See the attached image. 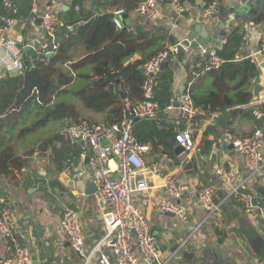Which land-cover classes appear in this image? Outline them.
Returning a JSON list of instances; mask_svg holds the SVG:
<instances>
[{
	"label": "crops",
	"instance_id": "1",
	"mask_svg": "<svg viewBox=\"0 0 264 264\" xmlns=\"http://www.w3.org/2000/svg\"><path fill=\"white\" fill-rule=\"evenodd\" d=\"M216 1L222 3L225 12L222 15L218 12L208 22L201 19L202 10L205 8L203 0H195L193 3L183 2L186 10L177 20L173 10L166 4L159 5L160 18L158 21H150L133 13H126L123 20L125 27L132 28L135 33L157 30L156 33L159 34L166 31V35L176 42L186 39L199 26H205L210 37L207 47L215 49L225 43L232 29L239 27L244 37L238 54L244 57L254 52L264 40V19L249 15L241 18L229 12L234 5L244 0ZM100 3L99 0H38L35 7L32 0H3L2 5L5 9L0 8V17L15 20L16 24L11 31V37L20 45H25L33 43L37 38H43L42 41L45 42V37L40 33V17L48 11L55 12L59 27H61L68 23L71 16L80 11L84 14L92 12L98 15L113 10L100 6ZM76 8H79V11H76ZM172 22L177 24V29L174 31H171L170 27ZM137 28L139 32L136 31ZM200 49H183L177 58L164 64L163 68H166L165 73L170 76L172 82L170 88L175 98L189 85L191 88L200 85L205 74L210 71L206 70L209 60L200 55ZM258 62L259 66L254 65L255 75L249 79L247 89L252 99L249 103L239 106L240 109L256 108L253 101L261 91H264V59L260 57ZM163 68L159 75L163 73ZM249 75L247 74V77ZM219 88L224 90L226 86ZM215 101L218 103L220 99ZM231 111V109L219 111L206 115V117L201 115L192 123L190 128L196 148L190 154L184 151L177 154L176 147L169 143V138L165 139L164 145H159L156 149L146 144L149 146V152L143 156L142 160L145 168L153 172L144 173L149 190L137 194L136 205L148 218L157 245L165 257L171 248L166 239L167 234L177 240H188L185 246L188 253L186 252L179 262L172 261L171 264H186L187 258L193 252L196 251L198 255L203 256L206 250L213 251V248L224 249L235 259L243 257L249 260L252 257L248 243L241 236L237 219L234 217V214H238L248 220L240 207L229 206V201L222 204L225 225L223 230L226 229L227 234H224L223 241L219 242L217 232L213 231L212 226L205 221L206 212L196 205V192L203 186L214 187L216 189L215 201L219 203L223 201L224 193L216 177L217 169L225 168L239 178L245 175L242 162L235 155L231 143L243 135L251 134L255 131V125L252 121L242 123L239 127L240 131H236L234 137L227 130ZM221 118L224 122L220 121ZM162 119L165 121L166 129H171L172 133L177 134L184 128L176 110L164 113ZM262 130H264V122ZM62 147L60 143L55 146L57 150ZM65 148L68 149L66 151L68 158L67 162L63 163L61 171L48 161L43 174L40 172L33 174L39 178L38 182H35L33 178L27 179L26 176L23 177L16 171L14 175H2L0 178V209L9 217L14 240L29 248L32 260L35 259L38 264H83L82 259L72 252L65 234L60 229V220L66 209L75 210L80 214L87 250H91L92 246L104 236L100 209L94 193L85 194L84 182L85 180L91 182L94 155L78 143L72 145L71 148L67 146ZM79 150L80 156L74 159L71 155ZM197 164L204 169L203 175H200L196 169ZM108 166L113 171L112 175L117 176L116 162L110 161ZM158 174L175 175L179 178V188L182 192L180 205L186 208L189 214L188 220L184 223L176 221L169 214H161L155 210L154 204L166 198L162 189L163 180ZM39 184H42V190L38 189ZM261 184L264 185V181L249 185L256 199H258L256 188ZM260 203L264 206V201ZM248 222L250 223L249 220ZM200 223L204 226L194 233ZM255 230L257 231V228ZM11 248V244L8 246L0 244V264L9 257ZM105 254L110 262L113 261L109 250H106ZM214 255V252H211L208 257L213 258Z\"/></svg>",
	"mask_w": 264,
	"mask_h": 264
},
{
	"label": "trees",
	"instance_id": "2",
	"mask_svg": "<svg viewBox=\"0 0 264 264\" xmlns=\"http://www.w3.org/2000/svg\"><path fill=\"white\" fill-rule=\"evenodd\" d=\"M99 1L104 8L131 13L145 0ZM182 1L193 3L195 0ZM203 1L205 7L216 3L218 12L221 15L225 12L220 1ZM2 2L0 0V8L4 10ZM111 17V11L98 15L78 12L69 18L67 24L55 29L53 41L45 37L47 50L51 51L45 57V63L36 64L29 70L30 60L25 57L23 75L10 77L5 74L0 79V178L2 175H14L16 171L38 182L39 178L33 175L35 173L28 170L30 159L39 154L61 171L68 158L65 147L74 145L66 135L71 126L81 122L120 124L126 116H131L124 111V106L142 98L145 76L140 70L162 51L166 43L174 44L176 41L168 37L166 31L138 34L127 27L118 31ZM243 37L239 27L232 29L225 43L216 49V55L224 63L219 69L205 74L200 85L191 88L194 105L207 112V116L232 110L227 130L233 136L240 131L242 123L252 121L255 130L263 127V122L257 120L254 113L258 110L264 113V105L252 109L239 108L252 99L247 89L249 79L256 71L254 65L242 60L243 55L238 54ZM53 45L57 46L56 50L52 49ZM163 69L156 80L159 119H134L132 124L135 142L150 144L153 149L164 145L166 138L176 136L171 129H166L162 119L164 108L176 99L171 92L170 76L165 73L166 68ZM220 86L226 88L221 90ZM218 98L220 102L217 103L215 100ZM57 143L63 147L57 150ZM79 152L71 156L75 159L80 156ZM229 206L238 208L234 200L229 201ZM215 232L222 242L226 229Z\"/></svg>",
	"mask_w": 264,
	"mask_h": 264
},
{
	"label": "built area",
	"instance_id": "3",
	"mask_svg": "<svg viewBox=\"0 0 264 264\" xmlns=\"http://www.w3.org/2000/svg\"><path fill=\"white\" fill-rule=\"evenodd\" d=\"M38 0H32L36 7ZM166 4L172 10L177 20L185 12L182 0H145L131 13L146 18L150 21H158L160 18L159 5ZM79 11V8H76ZM218 13L217 4L205 7L201 13V19L210 21ZM111 21L118 31L125 28L124 16L126 12L122 9L111 11ZM40 33L53 41L55 29L60 26L54 11H48L40 17ZM15 20L0 17V79L5 74L17 71L18 75L24 74L26 68L24 48L32 47L33 56L29 58V70L34 69L36 64L45 63L51 51L47 50L46 41L36 39L30 44H21L11 37V31L15 26ZM171 31L177 29V24H170ZM45 39V38H44ZM57 46L53 45V50ZM183 40L174 44L166 43L158 54L149 60L144 67L145 76L142 87V98L134 104L126 103L124 111L131 116H126L120 124L95 125L81 122L71 126L66 135L71 143L82 144L83 148L94 155V165L91 174V183L95 188V199L100 209L101 225L104 236L97 241L91 250L85 247V237L81 228V216L75 210L66 209L60 220V229L67 238L72 252H74L83 264H171L177 256L176 251L169 252L167 257L160 250L155 235L151 231L148 218L136 205V196L145 193L148 183L144 178L146 171L143 156L149 152L148 145H139L135 142L132 133L133 120L155 121L159 119V107L157 97V78L163 65L171 59L177 58L181 50L186 49ZM200 55L209 60L207 71L217 70L224 61L216 55V49L202 47ZM264 59V40L252 53L242 57L251 64L259 66L258 58ZM178 106L175 107L174 102ZM174 102L167 105L162 113L174 110L179 113V121L183 130L174 137L176 146L186 154L195 151V141L191 132V125L195 119L207 112L198 109L193 102L191 85L183 91ZM254 107L264 105V91H261L253 101ZM255 118L264 122V113L255 111ZM231 147L235 155L241 160L245 172L243 177L228 172L225 168L216 170L219 187L224 193L221 203L215 201L216 189L211 186H203L196 192V205L206 212L205 221L212 226V230L223 231L224 213L222 204L225 201L234 200L236 206L240 207L251 224L257 228L260 236H264V206L259 203L250 184H259L264 181V130L258 128L251 135L234 140ZM84 158V155H82ZM110 161L116 162L117 176L112 175L108 166ZM196 169L203 175L204 169L197 164ZM162 189L166 198L154 204V208L161 214H169L176 221L184 223L189 214L186 208L180 205L182 192L179 188L180 180L175 175L162 176ZM204 225L198 224L194 233L201 230ZM185 242L178 248L183 249ZM0 244L8 246L11 244L9 257L2 264H32V256L29 248L14 240L13 230L10 226L9 217L0 209ZM109 250L113 261L110 262L105 254Z\"/></svg>",
	"mask_w": 264,
	"mask_h": 264
},
{
	"label": "water",
	"instance_id": "4",
	"mask_svg": "<svg viewBox=\"0 0 264 264\" xmlns=\"http://www.w3.org/2000/svg\"><path fill=\"white\" fill-rule=\"evenodd\" d=\"M102 12L104 10L102 9ZM229 12L241 17L245 18L246 15L249 16H256L259 18L264 19V0H244L242 3H237L234 5ZM226 14L224 15V17ZM139 32V28L136 30ZM197 33L199 34L197 36ZM209 33L205 26H199V28L195 29V32L190 33L186 39L183 40L184 45L191 49L196 50L200 49L202 47H207L209 45ZM18 47H21V45H18ZM24 54L26 57L31 58L33 56V48L32 47H25L24 48ZM141 74H144V70H140ZM10 77L12 76H18L17 71H12V73L9 74ZM123 98H125L122 95ZM175 107L178 106L177 102H174ZM220 121L224 122V119L221 118ZM169 143L174 144L176 147V153L180 154L183 153L182 149H180L178 146H176L174 138H169ZM85 194L90 195L95 193V188L93 184L85 180ZM38 189L42 190L43 186L42 184L38 185ZM256 192L258 195L257 201L260 203L261 201H264V185L261 184L259 187L256 188ZM234 217L237 219L236 222L238 224V229L245 240L246 243H248L249 250L251 252L252 257L249 260L242 258L235 259V257H232L229 252L222 249H214L206 250L204 255L201 254L198 255V253L195 251L192 254H190L187 258L186 264H264V239L259 236L255 228L248 222V220L243 217L239 216L238 214H234ZM166 239L168 244L171 245L170 252L176 251V257L173 259V261L179 262L182 258V256L187 252L188 250L185 249L187 239L186 240H177L175 238H171L169 234L166 235ZM185 242L183 249L179 250L181 244ZM211 252H214L213 258H210ZM32 264H38L35 259L32 260Z\"/></svg>",
	"mask_w": 264,
	"mask_h": 264
},
{
	"label": "rangeland",
	"instance_id": "5",
	"mask_svg": "<svg viewBox=\"0 0 264 264\" xmlns=\"http://www.w3.org/2000/svg\"><path fill=\"white\" fill-rule=\"evenodd\" d=\"M49 154V153H48ZM48 163V160L45 158H42L39 154H35L32 159L29 161L28 170L31 172H40V174H43L44 169ZM264 239V236H260Z\"/></svg>",
	"mask_w": 264,
	"mask_h": 264
}]
</instances>
